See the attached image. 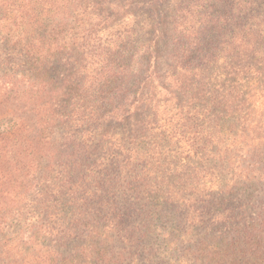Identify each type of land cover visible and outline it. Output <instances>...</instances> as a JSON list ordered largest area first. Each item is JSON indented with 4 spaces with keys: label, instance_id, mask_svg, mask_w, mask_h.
I'll return each mask as SVG.
<instances>
[{
    "label": "trees",
    "instance_id": "1",
    "mask_svg": "<svg viewBox=\"0 0 264 264\" xmlns=\"http://www.w3.org/2000/svg\"><path fill=\"white\" fill-rule=\"evenodd\" d=\"M176 1L0 0V264H264V0Z\"/></svg>",
    "mask_w": 264,
    "mask_h": 264
},
{
    "label": "rangeland",
    "instance_id": "2",
    "mask_svg": "<svg viewBox=\"0 0 264 264\" xmlns=\"http://www.w3.org/2000/svg\"><path fill=\"white\" fill-rule=\"evenodd\" d=\"M184 1H189V2H192V4L193 3H196V1L195 0H184ZM175 2H177L176 0L174 1V0H166V2H165V4L167 5V6H169V7H171V5L174 3V5H175ZM224 2L227 4V2H226V0H223V4H224ZM177 4H178V2H177ZM228 5V4H227ZM193 7H195V6H193ZM199 8H190V10H191V12H193V13H197V10H198ZM224 10H225V7H224ZM222 11H223V9H222ZM225 11H227V10H225ZM1 128V127H0Z\"/></svg>",
    "mask_w": 264,
    "mask_h": 264
}]
</instances>
